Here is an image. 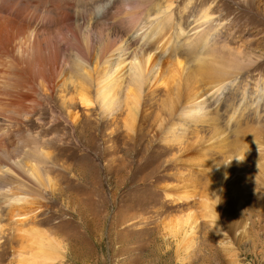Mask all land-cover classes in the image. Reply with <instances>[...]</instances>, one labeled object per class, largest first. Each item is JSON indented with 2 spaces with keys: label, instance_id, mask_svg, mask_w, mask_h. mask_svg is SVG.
<instances>
[{
  "label": "rangeland",
  "instance_id": "374dc122",
  "mask_svg": "<svg viewBox=\"0 0 264 264\" xmlns=\"http://www.w3.org/2000/svg\"><path fill=\"white\" fill-rule=\"evenodd\" d=\"M1 1L0 166L12 169L0 176V264H264V0H175L171 19L145 17L139 34L136 0L96 1L76 42L58 36L73 22L37 27L55 54L46 78L21 51L32 3ZM206 14L217 22L208 44L196 24ZM141 49L160 69L139 91L120 63Z\"/></svg>",
  "mask_w": 264,
  "mask_h": 264
},
{
  "label": "bare ground",
  "instance_id": "6f19581e",
  "mask_svg": "<svg viewBox=\"0 0 264 264\" xmlns=\"http://www.w3.org/2000/svg\"><path fill=\"white\" fill-rule=\"evenodd\" d=\"M3 1V0H2ZM1 1V2H2ZM8 1V0H7ZM24 1V0H23ZM29 2H30V4L32 3V5H24L25 6V10L27 11V13H30V15H31V18H32V20L35 22V25H36V28L35 29H32L31 30V34H30V43L31 44H29L30 46H28L27 45V47H25L24 48V50L22 49L21 51H23V52H25V54H26V66L28 67V69L30 70L29 72H31L32 74H35V76L37 75V73H38V75H41L45 70H46V68H47V65H46V63L48 62L47 60L49 59V57H50V55L49 56H47V53H46V37L45 36H42L43 34L42 33H40V31H38L37 29V27H39V30H41L40 28L41 27H43V26H46V25H48V24H51V23H54V24H61V23H64V25H70V26H72L71 24H66V22H65V20H67V21H70V23H74V25L75 26H73V27H68V28H66V31L63 33L62 32V30L59 32V34H58V36H60V35H63V38L64 39H66V40H74V38L76 37V36H78L79 34H77L76 32L78 31V33H79V31L81 30V32H82V29L83 28H86L87 27V19H90L91 18V15L93 14V12H94V8H95V6H96V4L95 3H97V2H101L102 0H83V1H81L82 2V5H80V4H77V3H65L63 0H40V1H37V0H28ZM97 1V2H96ZM152 1L153 0H136V2H135V4L133 3V5L131 6V8H132V12L131 13H129V16H130V18L132 19V21H134L135 22V26L138 28L139 27V25L141 24V21H142V19H144L145 17H147L150 21H158V22H160V20H161V15L163 14V16L165 17V18H168L169 17V19H171L172 17L171 16H173V13H174V11H173V8H174V5H175V0H166V4H165V8H163V9H160V7H159V9L155 12V13H153L152 14V11L151 10H148L147 9V7L149 6V5H151L152 4ZM11 3V2H10ZM92 3H94V5H92L91 7H90V9H89V7H87V6H89L90 4H92ZM29 4V3H28ZM98 4V3H97ZM11 5V4H10ZM17 5V4H16ZM20 5V4H19ZM22 5V4H21ZM15 8V7H14ZM103 8V7H102ZM3 11V10H2ZM3 13V12H2ZM9 13H10V11H9ZM16 14V13H15ZM14 14V15H15ZM26 14V13H25ZM10 16V15H9ZM19 17H20V15H18ZM21 16H22V14H21ZM27 16V15H26ZM93 16V15H92ZM16 17H17V15H16ZM5 18V17H4ZM7 18V17H6ZM10 18V17H9ZM25 18V17H24ZM27 18V17H26ZM16 19V18H15ZM20 19V18H19ZM28 19H29V17H28ZM163 19V18H162ZM200 19V21H198V22H196V24H197V26L198 27H201V29H206V31H205V35L203 36V38H205L206 40H205V42L208 44V43H210L211 41H213V40H211V39H213V37H211L212 35H211V33H212V31H211V29L217 24V22L215 21V19L214 18H211L208 14H206L204 17H200L199 18ZM28 21V20H27ZM33 22V23H34ZM33 23H31V24H33ZM5 24H6V21H4L1 17H0V36H1V33L5 30ZM6 25H8V24H6ZM57 25V26H58ZM12 26V25H11ZM41 26V27H40ZM63 26V25H62ZM27 28V27H26ZM30 28V27H29ZM28 28V29H29ZM135 28V31H137V33L136 34H139V31H141L142 30V28ZM9 29V28H8ZM7 29V30H8ZM14 29V28H13ZM11 30V29H10ZM10 30H8V34H9V32H10ZM27 30V29H26ZM181 30V29H180ZM21 31V30H20ZM24 31V30H23ZM22 31V32H23ZM55 31V30H54ZM108 31V30H107ZM211 31V32H210ZM216 31V30H215ZM15 32V31H14ZM30 32V31H29ZM57 32V31H56ZM88 32V31H87ZM101 33H102V31H100ZM99 32V33H100ZM103 32H105L104 30H103ZM111 32V31H110ZM6 33V32H5ZM4 33V35H6ZM20 33V32H19ZM18 33V34H19ZM58 33V32H57ZM76 35H75V34ZM89 33V32H88ZM101 33H100V35H101ZM3 34V33H2ZM17 34V33H16ZM21 34V33H20ZM103 34V33H102ZM13 35H15V34H13ZM13 35L11 36V39H14L15 40V38H17L16 36H15V38L13 37ZM28 35V34H27ZM57 35V34H56ZM9 36V35H8ZM7 36V37H8ZM41 36H42V38H41ZM58 36H56V37H58ZM81 36V35H80ZM89 36V35H88ZM103 36V35H102ZM105 36V35H104ZM7 37H6V40H7ZM72 37H74V38H72ZM99 37V36H98ZM220 37V36H219ZM25 38H27V37H25ZM78 38H80V37H78ZM75 39L74 41L76 42V40H79V39ZM216 38V37H215ZM2 39H3V37H2ZM10 39V38H9ZM11 39H10V41H11ZM58 39V38H57ZM84 39H85V37H84ZM217 39H218V36H217ZM81 40V39H80ZM87 40V39H86ZM86 40H85V42H86ZM216 40V39H215ZM17 41V40H16ZM24 41H26V43H27V40L25 39ZM12 42V41H11ZM70 42V41H69ZM78 42V41H77ZM81 42H83V41H81ZM1 43V42H0ZM4 43V42H3ZM6 43V42H5ZM8 43H10V42H8ZM14 43H15V41H14ZM13 43V44H14ZM50 43V42H49ZM48 43V44H49ZM87 43H88V41H87ZM13 44L11 43L10 45H12L13 46ZM16 44H18V42L16 43ZM62 44V43H61ZM77 44L78 43H76L75 45H76V47H77V49L79 50V51H81L82 49H81V47H80V45H82V44H80V45H78L77 46ZM212 44V43H211ZM210 44V45H211ZM2 45V44H1ZM4 45V47H6L7 48V51L9 50V49H12V48H8L6 45L7 44H3ZM19 45V44H18ZM20 45H21V43H20ZM56 45H57V47H58V49H59V46H60V41H58V42H56ZM15 46V45H14ZM17 46V45H16ZM26 46V45H25ZM212 46H214V45H212ZM20 47V46H19ZM211 47V46H210ZM5 48V49H6ZM17 48V52H19V50H18V47H16ZM213 48V47H212ZM2 49V48H1ZM52 50V49H51ZM50 50V51H51ZM1 51V50H0ZM11 50H9V52H10ZM14 51V50H13ZM12 51V52H13ZM4 52H6V51H4ZM52 52V51H51ZM11 53V52H10ZM10 53H7L8 54V56H10L9 54ZM14 53H16V51L14 52ZM20 53V52H19ZM1 54H4V53H2V51H1ZM22 54V53H21ZM20 54V55H21ZM24 54V53H23ZM24 54V55H25ZM14 55V54H13ZM53 55H55L54 54V52L52 53V55H51V57H50V59H52L53 57ZM231 55V54H230ZM7 56V55H6ZM7 56V57H8ZM45 56L48 58L47 60H46V58H45ZM224 56V55H223ZM5 57V56H4ZM233 57V56H232ZM237 57V56H236ZM2 58H3V55H2ZM223 59V58H222ZM229 59V58H228ZM234 59V58H233ZM3 60V59H2ZM10 60H12V59H10ZM14 60V59H13ZM19 60V59H18ZM17 60V62H19ZM227 60V59H226ZM232 60V59H231ZM50 61V60H49ZM237 61V60H236ZM0 62H1V58H0ZM2 63H4L3 61H2ZM2 63H0V64H2ZM180 64H181V62H179ZM224 63V62H223ZM19 64V63H18ZM121 67H128L127 68V70L129 71V76L131 77L130 79H132V82H133V84L137 87V89L139 90V91H141L142 89H143V86L145 85V83H146V81H147V79L149 78V76H148V74H149V72H151L152 74H154L155 73V75L157 76L158 75V73H156V71H158L159 69H160V61H154L153 60V58L151 57V55L146 51V49H141V53L140 54H138V52H135L134 53V55L133 56H131V57H128L127 59H125V65H124V63H123V61H121ZM224 65H225V63H224ZM227 65V64H226ZM24 66V65H23ZM26 66L24 67L25 68V70H26ZM45 66H46V68H45ZM242 66V65H241ZM49 67V66H48ZM229 67V66H228ZM236 67V66H235ZM238 67V66H237ZM236 67V68H237ZM3 67H1L0 69H2ZM120 68V67H119ZM118 68V69H119ZM225 68V67H224ZM231 68V67H230ZM48 69V68H47ZM6 71V70H5ZM28 71V70H27ZM47 71V70H46ZM45 71V73H44V75L47 73ZM49 71V70H48ZM4 72V71H3ZM7 72V71H6ZM50 73H51V71H49ZM31 73H29L30 75H32ZM49 73V74H50ZM48 74V75H49ZM52 74H53V71H52ZM51 74V75H52ZM151 74V75H152ZM29 75V76H30ZM3 76V75H2ZM46 76H47V74L45 75V77L44 76H40V78H42V80L44 79V78H46ZM50 76V75H49ZM17 77H18V75H17ZM44 77V78H43ZM48 77V76H47ZM53 77V76H52ZM1 78V77H0ZM31 79H32V77H30ZM82 78L85 80V79H87V80H89V79H91L92 80V78H91V76H90V73L89 72H87V71H84V73L82 74ZM19 79H20V77H19ZM22 79V78H21ZM49 79H50V77H49ZM90 80V82H92ZM39 81V79L37 80V82ZM47 81V80H46ZM46 81H43V82H46ZM53 82V81H52ZM89 82V83H90ZM28 83H30V80H29V82ZM54 83V82H53ZM100 86H99V88H98V90H97V95H98V97H99V99H97V102H99V100H100V102H102V107H103V109L105 108V110L107 111V109H109L110 107H111V103H112V98H111V91L109 90L111 87H110V82H108V79L107 78H105V79H101L100 80ZM51 84V83H50ZM132 84V85H133ZM47 85V84H46ZM99 85V84H98ZM51 87V86H50ZM129 89V88H128ZM218 89V88H217ZM1 90H2V88H1ZM131 90V89H130ZM130 90H129V92H130ZM219 90H221V87L219 86V89H218V91H217V93H219ZM19 91H21V90H19ZM132 91V90H131ZM2 92V91H1ZM11 92H12V90H11ZM127 92V91H126ZM137 92V91H136ZM216 92V91H215ZM214 92V93H215ZM13 93H16V92H13ZM17 93H19L18 91H17ZM134 93V97L136 96L135 95V92H133ZM216 93V94H217ZM10 94H12V93H10ZM20 94H22V93H19V94H17V96L18 95H20ZM127 94H130V93H127ZM138 95V94H137ZM17 96H15V97H17ZM127 96V95H126ZM14 97V96H13ZM19 97H21V96H18V98ZM128 97H129V95H128ZM90 98L91 97H89L88 95H87V93L85 94V92H83L80 96H79V101L83 104V105H85V106H88L89 104H90V101H92V100H90ZM20 99H18V101H19ZM11 101H12V99H11ZM11 101H9V103L11 102ZM15 100H13V102H14ZM18 101H16V102H18ZM22 100H20V102L19 103H21L22 104V102H21ZM133 102V101H132ZM136 102V101H135ZM8 103V105H13V104H9ZM15 103V102H14ZM75 103V102H74ZM93 103V102H92ZM16 104H18V103H16ZM15 104V106H17V108L19 109V106L18 105H20V104H18V105H16ZM100 104V103H99ZM133 104V103H132ZM23 105V104H22ZM21 105V106H22ZM136 105V104H135ZM9 106V107H10ZM101 106V105H100ZM177 106V105H176ZM183 106V105H182ZM187 106V105H186ZM13 106H11L10 108H12ZM101 107V108H102ZM136 107V106H135ZM173 107H175V106H173ZM184 107V106H183ZM181 108V109H186V107L185 108ZM9 108V109H10ZM180 108V107H179ZM4 109V108H3ZM8 109V108H7ZM13 109H16V107L15 108H13ZM133 109V108H132ZM174 109V108H173ZM11 110V109H10ZM131 110V109H130ZM174 110H176V108L174 109ZM178 110V109H177ZM6 111V110H5ZM9 111V110H8ZM15 111H18V110H15ZM178 111H180V109L178 110ZM198 111H200V107H198V105L197 106H195V105H193L192 107L191 106H189V110H188V112L189 113H187V114H190V116H191V114H195V113H197ZM108 112V111H107ZM175 112V111H174ZM177 112V111H176ZM175 112V113H176ZM187 114H186V112H183V115L184 116H187ZM180 115H182V114H180ZM179 115V116H180ZM189 116V117H190ZM175 117V116H174ZM183 117V116H182ZM182 117H180V118H182ZM179 119V118H178ZM187 119V118H186ZM185 119V120H186ZM188 120V119H187ZM176 121V120H175ZM174 121V122H175ZM182 121H184V120H182ZM16 122V121H15ZM187 122V121H186ZM185 123V122H184ZM5 124H7V123H5ZM173 124H175V123H173ZM177 124V123H176ZM10 125H11V122H10ZM180 125V124H179ZM185 125V124H184ZM9 127V126H8ZM20 127V126H19ZM184 127V126H183ZM11 129H12V127H10ZM14 128V127H13ZM181 128V127H180ZM9 129V128H8ZM10 129V130H11ZM20 129V128H19ZM182 129H184V128H182ZM9 130V131H10ZM15 131V130H14ZM17 131V130H16ZM11 132V131H10ZM179 140V139H178ZM1 144V143H0ZM2 147V146H1ZM41 155H45L44 157H46V153H41ZM8 159V162H9V158H7ZM13 162V161H12ZM6 163V162H5ZM14 163H16V162H14ZM6 165V164H5ZM5 165H2V166H0V176H1V174H5L6 175V173H9V170L10 169H12L11 167H6ZM10 165H12V164H10ZM15 165V164H14ZM9 166V165H8ZM16 166V165H15ZM24 167V166H23ZM26 169H28V168H26ZM24 171V170H23ZM26 171V170H25ZM12 175H13V173H11ZM10 174V175H11ZM21 173H19V175H20ZM31 175H32V178L34 177L36 180H38V182L40 181V182H42L44 179H45V177H44V179L42 178V177H40V175H39V173L37 172V170H36V167H33L32 168V173H30ZM29 174V175H30ZM17 175V174H16ZM3 176V175H2ZM25 176V175H24ZM5 177V176H4ZM30 178V177H29ZM33 178V179H34ZM25 179V178H24ZM27 179V178H26ZM2 179H1V177H0V181H1ZM24 181V180H23ZM33 181V180H32ZM31 183V182H30ZM35 184V183H34ZM41 184V183H40ZM47 185V184H46ZM48 186V185H47ZM0 189H2V188H4L5 186H3L2 187V185L0 184ZM9 190V189H8ZM7 191V190H6ZM3 192V191H2ZM7 193V192H6ZM5 200H7V201H9L10 203H18V202H20V196L18 195H8V194H6L5 195ZM23 202V201H22ZM43 238H44V236H43ZM41 242H42V238H41ZM42 244V243H41ZM40 244V245H41ZM49 245H51V244H49ZM44 246V245H43ZM50 247H52V246H50ZM49 247V248H50ZM45 248V247H44Z\"/></svg>",
  "mask_w": 264,
  "mask_h": 264
},
{
  "label": "clouds",
  "instance_id": "9594fccd",
  "mask_svg": "<svg viewBox=\"0 0 264 264\" xmlns=\"http://www.w3.org/2000/svg\"><path fill=\"white\" fill-rule=\"evenodd\" d=\"M233 159H236L237 162H243L244 157H233L230 161H228L226 164H230Z\"/></svg>",
  "mask_w": 264,
  "mask_h": 264
}]
</instances>
